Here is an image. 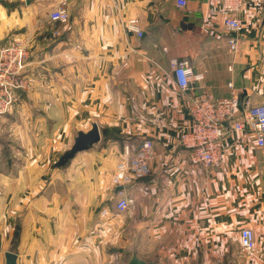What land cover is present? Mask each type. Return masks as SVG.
Listing matches in <instances>:
<instances>
[{
    "label": "crops",
    "instance_id": "0c3cea01",
    "mask_svg": "<svg viewBox=\"0 0 264 264\" xmlns=\"http://www.w3.org/2000/svg\"><path fill=\"white\" fill-rule=\"evenodd\" d=\"M60 1L68 21L50 36L47 13ZM220 4L0 0V45L26 39L33 80L0 115V264L5 251L16 264H129L133 255L155 264H264V147L250 132H231L219 165L203 166L179 142L191 115L171 58L202 73L189 95L236 93L241 108L264 102V0L241 7L234 52L211 14ZM92 123L100 139L54 167ZM142 138L153 143L150 171L125 186L132 201L118 213L112 173L122 143ZM243 227L254 234L252 255L239 243Z\"/></svg>",
    "mask_w": 264,
    "mask_h": 264
},
{
    "label": "built area",
    "instance_id": "2783aa9c",
    "mask_svg": "<svg viewBox=\"0 0 264 264\" xmlns=\"http://www.w3.org/2000/svg\"><path fill=\"white\" fill-rule=\"evenodd\" d=\"M246 0H221L217 10L211 14L220 16L229 32L226 39L230 51H236L240 43L242 19L238 13ZM178 8H184L186 0H175ZM47 21L52 25L50 36L58 35L57 25L68 21L66 2L60 1L47 13ZM128 29L141 34L136 19H130ZM44 38H46L44 36ZM48 38V36H47ZM29 44L26 39L12 38L0 45V115L7 112L14 104L19 92L28 91L33 80L28 75L31 65ZM177 88L188 94V109L191 121L187 128L181 130L179 142L190 149V160L203 166H217L222 159L223 138L235 131L253 134L255 144L264 147V102L245 104L240 107L236 93L228 97H215L211 92L190 94L196 81L202 78L201 72H193L185 61L171 58L169 61ZM228 86L232 84L229 82ZM153 155V143L150 138L135 141L127 139L121 146V157L115 164L111 181L116 190L114 210L123 212L132 199L125 193V186L133 180L146 176L149 161ZM239 243L247 255L253 254L254 234L248 227L239 230Z\"/></svg>",
    "mask_w": 264,
    "mask_h": 264
},
{
    "label": "water",
    "instance_id": "95a60500",
    "mask_svg": "<svg viewBox=\"0 0 264 264\" xmlns=\"http://www.w3.org/2000/svg\"><path fill=\"white\" fill-rule=\"evenodd\" d=\"M100 139L99 130L95 123L91 124V128L87 131H78L74 137L71 146L63 151L57 160L53 163L54 167L65 164L70 158H72L77 152L90 148L94 143ZM122 186H117L115 189L118 190ZM16 254L11 251H5L4 259L5 264H16ZM129 264H155L154 262H145L136 256H132Z\"/></svg>",
    "mask_w": 264,
    "mask_h": 264
},
{
    "label": "rangeland",
    "instance_id": "374dc122",
    "mask_svg": "<svg viewBox=\"0 0 264 264\" xmlns=\"http://www.w3.org/2000/svg\"><path fill=\"white\" fill-rule=\"evenodd\" d=\"M10 109H11V108H10ZM10 109H9V110H10ZM9 110H8V111H9ZM5 113H6V112H5ZM66 149H67V148H66ZM66 149H65V150H66ZM61 153H62V152H60V153L58 154V157H59V155H60ZM58 157H56V158H58ZM56 158H55V159H56ZM57 167H59V166H57ZM4 169H5V168H4V164H3L2 162H0V175H1V176H2V173L4 172ZM112 175H113V173H112ZM2 192H3V187H2V185L0 184V196H1V193H2ZM0 205H2V204L0 203Z\"/></svg>",
    "mask_w": 264,
    "mask_h": 264
},
{
    "label": "trees",
    "instance_id": "16d2710c",
    "mask_svg": "<svg viewBox=\"0 0 264 264\" xmlns=\"http://www.w3.org/2000/svg\"><path fill=\"white\" fill-rule=\"evenodd\" d=\"M238 98H239V103H240V107H241L243 104V99L241 98V95H238Z\"/></svg>",
    "mask_w": 264,
    "mask_h": 264
}]
</instances>
